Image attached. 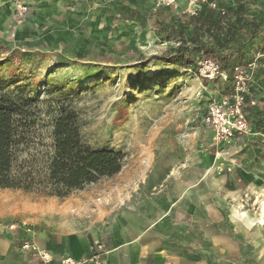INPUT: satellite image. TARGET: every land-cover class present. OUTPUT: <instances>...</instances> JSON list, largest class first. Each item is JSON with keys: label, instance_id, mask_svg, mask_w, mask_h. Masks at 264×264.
Listing matches in <instances>:
<instances>
[{"label": "rangeland", "instance_id": "374dc122", "mask_svg": "<svg viewBox=\"0 0 264 264\" xmlns=\"http://www.w3.org/2000/svg\"><path fill=\"white\" fill-rule=\"evenodd\" d=\"M232 4L0 0V96L68 106L86 146L125 154L118 174L64 197L0 189V264H62L75 258L64 240L130 209L147 216L146 231L159 224L146 264H264L251 236L264 237V78L250 70L214 83L203 65L206 86L153 58L167 46L161 23ZM262 46L264 30L251 48L260 56ZM97 242L108 261L104 240L88 253Z\"/></svg>", "mask_w": 264, "mask_h": 264}, {"label": "trees", "instance_id": "16d2710c", "mask_svg": "<svg viewBox=\"0 0 264 264\" xmlns=\"http://www.w3.org/2000/svg\"><path fill=\"white\" fill-rule=\"evenodd\" d=\"M259 1L233 0L218 10L205 5L161 23L157 35L167 46L153 58L193 71L206 86L210 81L200 72L208 60L229 83L250 70L264 78V46L260 56L251 48L264 30ZM222 77L217 75L214 83ZM41 104L39 97L0 96V189L64 197L122 170L123 152L84 144L75 110Z\"/></svg>", "mask_w": 264, "mask_h": 264}, {"label": "crops", "instance_id": "0c3cea01", "mask_svg": "<svg viewBox=\"0 0 264 264\" xmlns=\"http://www.w3.org/2000/svg\"><path fill=\"white\" fill-rule=\"evenodd\" d=\"M146 217L145 214L136 213L130 209L115 216L109 226L101 228L100 231L68 237L62 244L63 248L73 257L81 258L88 253L90 241L98 238L104 240L111 250L107 264H146L148 253L156 252L157 240L154 238L158 236L159 226L157 224L154 230L146 231ZM251 236L258 244L259 255L264 260V237L261 231H252ZM6 242L7 239H0V246L6 245ZM2 249L6 251L7 247L0 248Z\"/></svg>", "mask_w": 264, "mask_h": 264}, {"label": "built area", "instance_id": "2783aa9c", "mask_svg": "<svg viewBox=\"0 0 264 264\" xmlns=\"http://www.w3.org/2000/svg\"><path fill=\"white\" fill-rule=\"evenodd\" d=\"M161 3H171L175 0H158ZM201 3H204L206 0H200ZM204 66H209L216 75H225L223 72L218 70V66L215 65L212 61L208 60L204 64ZM242 74V73H240ZM239 74V75H240ZM238 77V76H237ZM25 248L32 249L34 251H38L37 247L33 244H25ZM109 251L107 250L106 246L100 242L95 243L92 246V249L88 254L81 258H72L66 257L62 259V264H107V255ZM42 258L46 261H50L49 256L45 252H40Z\"/></svg>", "mask_w": 264, "mask_h": 264}, {"label": "bare ground", "instance_id": "6f19581e", "mask_svg": "<svg viewBox=\"0 0 264 264\" xmlns=\"http://www.w3.org/2000/svg\"><path fill=\"white\" fill-rule=\"evenodd\" d=\"M246 219H248V218H246ZM254 235V234H253Z\"/></svg>", "mask_w": 264, "mask_h": 264}]
</instances>
